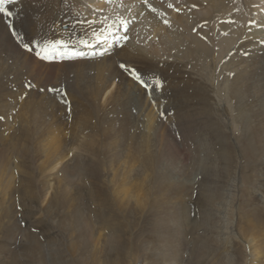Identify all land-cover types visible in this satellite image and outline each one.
<instances>
[{
  "label": "rangeland",
  "instance_id": "rangeland-1",
  "mask_svg": "<svg viewBox=\"0 0 264 264\" xmlns=\"http://www.w3.org/2000/svg\"><path fill=\"white\" fill-rule=\"evenodd\" d=\"M83 5L86 6V4ZM64 26L67 28L65 24L59 28L62 29ZM47 33L49 32H38L33 38L45 39ZM175 33L178 34L175 38L176 41H174L173 36H169L167 38L169 40L165 39L166 50L175 53V55L172 53V56L179 57L176 56L177 49H180V53L187 59L201 54L199 51L192 52L187 47L185 44L187 43L186 32L183 34ZM229 34L230 39L236 40L233 48L225 50L224 54L222 53L224 56L220 57L221 60L219 59L215 66H209L208 57L200 56L204 64L208 65L204 68L205 73L210 75L219 73L221 80V82L218 80V84L214 83L217 88L210 83L209 86L212 91L209 97V93H206L208 99L210 98L204 107L206 111L197 114L201 126L203 128L207 126L203 134L208 139L207 141L216 145L217 149L213 151V148L210 150L207 149L208 147H204L198 151L192 145L194 148L190 153L196 159H192L191 162L186 159L182 163L176 157L175 152L176 147L182 143L178 144L175 142V138L170 136H167L165 140H172V143L169 141L167 143L162 139L161 141H164L162 142L161 153L163 149L167 150L166 143L173 148L172 150L169 148L171 152L168 149L169 153L164 151V154L171 153V155H163L166 156V159L160 161L162 167L160 170L171 175L173 181L167 180L165 184L158 178L153 189L149 187L141 189V193L137 194L136 208L131 207L133 202L125 207L122 198H120V191L117 189L115 193L113 192V187L112 185L109 186L104 172L105 163H115L120 158L119 148L124 133L130 152L134 153L136 159H142L146 150L136 134L138 127L143 123L141 121L142 116L153 111L152 108L156 109L155 104L160 103H167L166 105L170 108L172 106L173 109L175 107L180 109V105L177 106V103L182 104L184 100H182L183 97H180L181 93L177 89L183 85L185 87L189 85L190 78L185 77L180 70H175L174 67L169 69L171 64L169 61H161V63L155 61L153 63L154 60L152 58L151 60L150 57L144 59V54L143 58L140 54L142 59L139 62V57L133 59L129 57L131 60L126 59L125 64L117 61L113 64V61L119 59L117 54L120 49L114 55L115 57L105 60L95 57L92 60L82 58L76 59V61L58 62L57 64L53 62L51 67H44L46 70L44 69L39 75L30 71L32 67H29V58L28 61L25 59L21 63L26 69L23 70L24 72L20 71V77L17 76L18 80L21 79L20 81L14 77L18 81V88H16L14 95L10 97L6 92H0V108L1 105H8V108L10 106L12 110L9 116L0 114V136H8V140L17 141L18 136L16 134L20 129L31 124L29 129L33 130L34 133L31 135L30 141H25L22 138L20 141L34 146V150L32 149L23 157L25 161L21 167L15 170L14 174L18 179L14 182L15 186L10 187V191H12H9L10 195L8 192L7 195L9 196H4L3 190H0V208L2 200H4L3 204L5 205L14 202L13 196L18 204L11 217L0 214V264H264V203L260 204L258 195H255L261 191V188L264 189L263 182L258 180L259 177L263 176L261 159L264 156L261 157V150L258 148L254 156L249 158L248 149L241 137L243 131L248 128V121H252L249 124H254L256 123L255 120H260L262 117L264 119V101L257 107L248 104V117L243 120L242 118L245 116L239 117L235 100L230 98L229 101L227 98L224 100L225 97H229L228 84L230 83L229 75L226 76L228 69L225 67V62L228 59L225 60V58L231 56L234 48L241 40V37L236 39L235 36H238L236 32H229ZM150 35L152 32H148L146 37L144 36L140 41L146 45V39ZM25 38L24 40L31 41V36ZM175 49L177 52L174 51ZM129 50L132 52L131 49ZM165 51L164 53H167ZM189 51L193 53V56L192 54L189 55ZM166 56L170 57L168 53ZM257 61L264 62V58L257 56ZM0 62L1 65L6 63L3 57H0ZM10 63L13 64L14 61L10 60ZM116 63L119 64L118 67L115 66ZM16 64L18 65V63ZM121 64L126 67L121 68ZM81 66L85 67L81 68ZM220 66L221 68H219ZM207 67L209 68L207 69ZM131 69H135L138 73L142 71L145 77L143 80L148 84L150 83L149 85H154L157 80L159 81L153 86L152 93L147 94L148 97L151 95L152 101H149L148 97L146 98V90L141 84L134 82L135 78ZM259 69V67L255 69L257 78L259 76L264 77V70L259 71ZM240 70L238 66L235 71ZM248 72L250 73V71ZM150 77H154L151 82L149 81ZM225 81L229 83L226 84ZM24 84L26 85L24 86ZM29 84L39 90L37 98L32 97L33 99H31L29 91L32 87H29ZM51 88L62 90L65 96L70 98V110L58 102V96L53 95ZM219 88L220 90H218ZM222 91L225 93L223 94ZM106 92L108 93L106 94ZM218 94L221 96L217 97ZM187 95L191 97L190 93ZM65 96L61 94L60 99L64 100ZM195 97L192 96L193 101L198 99ZM194 102H197L196 106L198 107L199 101L195 100ZM32 105H34L33 109L31 108ZM134 110L136 113H133ZM69 111H72L71 114H68ZM222 114L228 116H222ZM134 121L136 125L133 124ZM228 130L231 131L230 134ZM217 133H224L220 142L225 140L227 145L234 146L231 155L235 159L232 162L223 159V151L220 150L222 149L221 143L216 144ZM233 138L236 145L233 144ZM51 142H53V146H58L57 150L54 154L49 153L46 156V145L48 149L54 150L50 147ZM196 144L197 142H195V146ZM208 146L210 147L211 144ZM69 148L73 149L69 151L67 156L55 161L54 157L58 152L61 153L62 150L67 152ZM212 152H214L213 155ZM74 155L80 156L85 162V166H89L90 169V163L100 168H96L94 171V178H90L89 181L86 180L88 185H85L83 189L80 185L74 184L73 191L71 190L69 193L72 196L69 198L67 195V198L72 199L73 197L75 207L68 208L57 203L59 194H57L58 180L56 179H58L57 171L61 170L63 164L67 163ZM168 157H171L169 163L167 162ZM53 166L55 168L51 169ZM205 171L211 174L209 176L211 179H208L211 181L206 187L209 191L201 189ZM183 174L185 175L183 176ZM21 175L24 176V181L20 179ZM132 177L134 181H137L138 177L143 185L148 179L141 173ZM206 181L207 179L204 180V182ZM5 183L6 181L1 185L5 186ZM21 184L27 186L28 191H25ZM98 186L103 187L101 189H104V192L101 200L95 197L96 202L92 199V189L94 190L95 187L97 189ZM16 187L31 194L27 196L30 201L26 199V202H22L27 207V211L21 209L22 205H19L18 194L24 196V193L16 192ZM185 187L188 188V191ZM200 192L205 195V199L201 200L202 202L209 199L207 204L197 200V193L200 194ZM227 197L236 212H234L233 227L236 238L232 240L229 237V241H226L225 237L232 236V233H224L223 235L217 233V237H220H214L217 230L225 231L221 225L223 220L219 221V218H216L223 215L218 213L217 216L214 209H216L218 201H226L228 200ZM1 198L3 199L1 200ZM258 203L260 205H256ZM245 212L249 214L245 218L247 220L242 219ZM78 214H82L81 218L83 217L94 226L90 227V230L87 229L86 232H82L81 225L76 221ZM248 218L250 222L254 220L253 228H250ZM85 226L84 229H86ZM99 231L101 238L98 237ZM109 232L115 234L114 239L111 240ZM252 236L256 237V242L251 241ZM95 238H99V240H95ZM108 240L110 241L108 242ZM210 242L214 244L211 246ZM95 243L97 244L95 245ZM225 247L230 248L229 254H227L228 251L225 250ZM257 251L261 252L259 256ZM230 254H233L232 258Z\"/></svg>",
  "mask_w": 264,
  "mask_h": 264
},
{
  "label": "bare ground",
  "instance_id": "bare-ground-1",
  "mask_svg": "<svg viewBox=\"0 0 264 264\" xmlns=\"http://www.w3.org/2000/svg\"><path fill=\"white\" fill-rule=\"evenodd\" d=\"M99 1H100V3H98L97 0H20V3H22V5H23L22 10H21L22 14H21V17L16 21L17 22L16 25L22 29V31H20V33L23 35L24 39H26L25 38L26 36L27 37L31 36L30 40L32 41L34 39L33 38L34 35H36V33H38V32H49L45 35V39H50V38L53 39L56 37L58 39H60L62 37L60 33H57L56 36H51L58 31V28L54 25V23L57 22L58 24H61V25L62 24L67 25V28L64 29V31H65L64 35L67 39H72L75 36L74 34L78 35V34L84 33V32L80 33L78 31V30H83L82 29L83 27L79 26V23L81 22L80 21L81 15H79L77 13V11L75 10V7H77V8L81 9V14H83L85 16L83 19L84 21H89V20L94 21V23H92L87 28L89 33L90 32L102 33L103 30L100 29L102 27L99 25L102 24L104 22V20L106 21V18H107V21H110L111 24L114 25L112 31L109 34H112V33L117 34V33H119V29L114 28V27H116L120 23V21H121L120 15H121L123 10H128V9L132 10L135 8H140V10L138 12H140L142 10H147V14L145 13L143 16H141L139 18V23L138 24H132L130 26L129 30L127 31V33L124 34V36L126 35L129 38L127 43L123 42V40L120 39L118 48L114 52H107L102 56L98 53L96 55V58H98V59L102 58L103 60H105V59L113 57L117 53V51L120 49V51L117 54L119 59L113 61L114 63L113 62L112 63L115 64V62L117 61V62H120V63L122 62L125 64L127 61L126 59H128L130 61L134 57H139L138 58V62H139V60L143 58V54H144V59L145 58L148 59V57H150V59L152 58L154 60L153 63H155V61H159L160 63H161V61H169V63H171L169 66V69L171 67H174L175 70H180L181 73L185 77L190 78V80L188 79L189 85H187L185 87L183 85V83H181L183 86L178 87L179 89H177L181 93L180 97H183L182 100H184L182 104L177 103V106L180 105L179 106L180 109H176V107L173 109L172 106L170 108L168 105H166L167 103L166 104H162V103L155 104L157 106L156 109L152 108L153 111L142 116L141 121L143 123H141L140 127H138V124H137L138 131H136V134L139 136V139L143 143V145L145 147L144 149L146 150V153H144L142 155L143 158L140 160L137 158L138 159V163H137V159L134 157V153L130 152V150L128 148V144L126 141L127 140L126 134L124 133L122 136L123 137L122 143H121V146L119 148V152L121 153L120 158L115 163L109 162V163H105V167L102 166L105 168L104 172L106 173L105 175L107 178V182H108L109 186L112 185L113 192L115 193V190H117V189L120 191V198H122L121 200L123 201L124 206L126 207L130 203L133 202L131 207L136 208L135 207L136 206V200L138 198L137 194L141 193V189H146L147 187H149L150 189H153V185L157 181L158 178H160L161 182L165 183V184L167 183V180L173 181V178L171 177V175L166 174L165 172L160 170V168H162L160 165V161L162 159L163 160L166 159V156L164 157L163 155H167L169 153L168 151L170 149L172 150V148H173V147L171 148V146H169L167 144L169 141V140L168 141L165 140L167 136L175 138V142H177L178 144L182 143L181 145H179L177 147L175 146L176 144L174 145V148L176 147L175 152L177 154V155L176 154L175 155L178 158V160L182 163L186 159L189 160L190 162L192 161V159L193 160L196 159L195 156L191 155V153H190V151L193 150L194 147H196L198 151H201L202 149H204V147L205 148L208 147L207 149H210V150H212V148H213V151H215L217 149L216 145H213L212 142L207 141L208 139H206L205 134H203L204 129L207 126H205V128H203L201 126L200 119L197 117V114H198V112L202 113V112L206 111V109H204V107L206 106V104H208V100L210 99V98L208 99V97L212 91L211 87L209 85L217 83L218 80H220V78L218 75L219 73L214 74V75H210V74L205 73L204 68H205V66H208V65L204 64V62L201 60L200 56L208 57L209 58V60H208L209 66H212V65L215 66L217 61L220 59V57L224 56V55H222V53L225 50L230 49L234 45L236 40L233 38L230 39V37H229L230 31H228L226 29V27L230 28L233 26L234 30H232L231 32H238V30H236V29H239V28L234 27L233 22L229 23L230 21H228V19L230 18V15L235 17L234 18L235 21L238 18V20L240 22H242L241 19H245L248 16V14L251 13V14L257 15V17L254 18L257 20L255 21V24L253 26L248 27V32L246 30H244V31L237 33L238 38L241 37L240 42L234 48V51L231 54V56H229V58L224 57L225 60L228 59L227 62H225V61L224 62L226 65L225 67H227V69H228V71H227L228 73L226 74V76L229 75V77H230L229 82L230 83L227 81L229 83L228 84L229 85V89H228L229 90V97H225V98L222 97V98H224V100H226V98H227V100L229 98L232 99L233 101L235 100L234 103H235V106H237L236 110L239 111L238 112L239 117L245 116L242 118L243 120L248 117V104H251V105H254L257 107L264 101V77L259 76L257 78V75H256L257 72L255 71L256 67L260 68L259 71L264 70V64H261L264 62L257 61V56H261L262 58H264V30L261 29V21L262 20L260 17L258 18V13L260 12V11H258V9H260L262 6H264V0H156L153 5H151V3L149 2L150 0H147V2H145V0H122V1L118 0L117 3H115V4L112 3L109 5L103 4V2H104L103 0H99ZM243 1H244V3H243ZM68 4H71V5H68ZM83 4H86V6H84ZM149 5H151V7H149ZM154 5H155V7H154ZM169 5H171V7ZM90 6H94L98 10L94 11V9H93L94 13H92V12L90 13V9H89ZM153 9H155V11H153ZM136 18H138V17H136ZM150 18H152L151 24H149ZM164 18H166V20H168L169 22L173 21L174 23H172V24L169 23V25L164 24V26H163V25H161V22H162L161 20H163ZM49 21H51L50 22L51 24H46V22H49ZM115 29H117L118 31ZM60 30L61 29L59 28V31ZM204 31H206L207 33H204ZM148 32H152V35H150V37H148L146 39L147 44L145 45L144 43L141 42L142 41L141 38H144V36L146 37V34ZM174 32H180L182 34H183V32L184 33L186 32L185 35L187 37V40H186L187 43H185V44L187 45V47H189L192 50V52L199 51L201 54L194 57L193 53L191 51H189V55L192 54L193 57L190 59H187L182 53H180L181 50L177 49L178 53H180V54L177 53L176 56H179V57L175 58L174 56H172V53H174V52L170 51V50H166L167 46H166L165 39H167L169 36H173L174 41H176L175 38L178 36V34H176V33L174 34ZM105 35H107L106 40L104 38V35H101L99 39L101 41L105 42V46L107 47L110 45V44H108L110 35L108 36V33H105ZM87 38H90V37L87 36ZM87 38H83V39L90 41L89 42V44H90L89 48H93L94 47L93 45L96 42H93L91 39H87ZM41 40H43V39H41ZM167 40H169V39H167ZM181 40H182V38H181ZM31 41L25 40V42H29V43ZM146 41H145V43H146ZM82 45H84V44H82ZM175 48H177V46H175ZM78 49H84V48L78 47ZM129 49H131L132 52H129L130 51ZM165 50L170 55V57L166 56L167 53H164ZM177 50L175 49L174 51L177 52ZM140 51H142V53H139ZM140 54H142V58L140 57ZM174 55H175V53H174ZM226 55H227V53H226ZM84 56L85 55L77 56V57H84ZM0 57H3L5 59V62H6L5 64H2V65L0 64V92H2V91L6 92V94L9 95L10 97H12L14 95L15 91L17 90L16 88H18L17 82L21 80V79L18 80L19 78H17V76L20 75V71H23L24 69H26L23 67V65H21V63L24 62L25 59L27 60L29 58L30 62L27 60L29 63V67H32L30 69V71L32 73H36L37 75H39L41 72L44 71V69H45L44 67H49V66L51 67L53 65L52 64L53 62H55L56 64L58 63V61L44 62L42 60H39L35 56H33L31 53H28L27 51L23 50L21 48V46H19L14 41L13 37L10 34L8 27L3 22V19L1 16H0ZM129 57L131 59H129ZM78 59H82V58H78ZM92 59H94V58H91L90 60H92ZM10 60L14 61V63L13 64L10 63ZM141 61L143 62V60H141ZM148 61H150V60H148ZM150 62H149V64H151ZM16 63H18V65ZM118 65L116 63L115 66L118 67ZM157 65H158V63H157ZM221 66H222V63H221ZM221 66L219 68H221ZM238 66H239V69H241V70L236 72L235 70L237 69ZM83 67H85V66H83ZM83 67L81 66V68H83ZM79 68L80 67H78V69ZM208 68L209 67H207V69ZM248 71H250V73ZM177 72H176V74H177ZM215 72H217V71H215ZM187 73L189 75H186ZM173 76H174V74H173ZM173 76H171V77H173ZM14 77L18 81H16L14 79ZM223 78H225V77H223ZM144 79H145V77H144ZM222 80H225V79H222ZM220 82H221V80H220ZM227 82L225 81L226 84H227ZM175 83H174V85H177ZM224 84H223V87H225ZM25 85L26 84H24V86ZM214 86H215V84H214ZM20 87L24 88L21 85H20ZM220 88L218 90H220ZM24 90H25V88H24ZM221 90H223V89H221ZM172 91H174V90H172ZM223 91H222V93H223ZM108 92H106V94ZM186 92L190 93L191 97H190V95H187L188 93L186 94ZM29 93H30L29 95H31V99H33L32 97L37 98V96L39 95L38 94L39 90L35 87L34 88L32 87V89L29 91ZM206 93H209L208 97H207ZM226 94H227V92H226ZM184 96H186V97H184ZM192 96H196L195 98L198 97V99H195V100L199 101L198 107L196 106L197 102L195 103L194 102L195 100L193 101ZM220 96L221 95L218 94L217 97H220ZM225 96H227V95H225ZM164 101H166V100H164ZM216 101H218V100H216ZM201 103H203V104H201ZM194 106H196L195 109H194ZM31 108L33 109L34 105H32ZM224 108H226V107L224 106ZM11 111L12 110H11L10 106L8 108V105H1V108H0V114L1 115L6 114V116L7 115L9 116L10 115L9 113ZM223 111L225 112V109ZM162 114L166 115V121L168 123L165 122L164 119H161L159 117ZM224 115L228 116L227 114H224ZM224 115L222 114V116H224ZM262 118L260 120H255L256 123H254V124L253 123L249 124L252 121H248V128L245 129L243 131V133L241 134L242 140L245 142L246 147L248 149L247 154H248L249 158H252L254 156V154H255L256 150H258V148L261 150V157L264 156V119H262ZM135 119H136V116H135ZM171 120H172V122H170ZM173 123L177 127L179 134H176L171 130L170 127H172ZM133 124H135V121L133 122ZM30 125L31 124H28L27 127L24 126V128L20 129L18 134H16V136H18L17 141L8 140V136L6 135L7 133L5 134L7 137H1L0 136V140H1L0 141V190H3L2 193L4 196L7 195V193L10 191L11 186H13V185L15 186L14 182L17 181L18 177L14 174V172L16 169L21 167V165L25 161V158H23V157L26 156L27 153L31 152L32 149L34 150V146L26 144V143H21L22 141H20V138L25 139V141H27V140L30 141L31 135L34 133L33 130L29 129V127H31ZM216 125H218V124H216ZM212 126H213V123H212ZM132 131H135V130H132ZM35 132H36V130H35ZM221 133H217V136H216L217 137V141H216L217 143L216 144H218L220 142L221 137L222 138L224 137V135H223L224 133L223 134H221ZM228 133L230 134L231 131L228 130ZM138 136H136V137L138 138ZM9 138H11V137H9ZM162 139L167 141V143L165 142L166 143L165 145H167L168 148L166 146L167 150L163 149V152L161 153L162 142L164 141V140L161 141ZM236 139H238V138H236ZM232 140H233V144L236 145L235 139L233 138ZM171 141L172 140H170L169 142H171ZM195 142H197L196 146H195ZM226 142L227 141H225V140L223 142H220L221 148H222L220 150L223 151V155H224L223 159L227 162H232L233 159H235L231 155L233 152L234 146L231 145L232 146L231 147V146L227 145ZM87 143H89V142H87ZM208 144H211V146L209 147ZM79 145L81 146L82 144H79ZM192 145H194V147H192ZM50 147L54 148V150L48 149L47 145L45 146V149L47 151V153H45L46 156L49 153L54 154V152L57 150L58 146L57 145L53 146V142H51ZM72 149L73 148H69V150L67 152H65L64 150H62L61 153L58 152L56 157H54L55 161H57L59 158L67 156L69 151ZM38 150H40V148H38ZM171 150H170V152H171ZM164 151H166L168 153L164 154ZM172 152H174V151H172ZM213 154H214V152H212V155ZM168 155L170 156L171 153ZM171 157H168V159H167L168 163H169V158L171 160ZM39 158H40V156H39ZM223 159H222V161H223ZM261 164L263 165L262 166L263 167V170H262L263 176L259 177L258 180H261L263 182V186H264V158L261 159ZM90 166H91V169L93 171L89 168V166L88 167L85 166V162L81 159L80 156L74 155L70 160H68L67 163L63 164V166L60 168L61 170L57 171L58 179H56V180H58V185H57V187H58L57 192L58 193L56 191L55 192L57 194H59V198L57 199L58 204H60V205L62 204V206H66L68 208L69 207H75V205L73 204V200H72L73 197H72V199H69L70 196H72V195H69V193H71V190L73 189L74 184L80 185L83 189L85 187V185H88L87 181H89L90 178L95 177L94 171H96V168H100V167L97 165H92L91 163H90ZM54 168L55 167L53 166L51 169H54ZM206 169H208V168H206ZM98 172H99V170H98ZM139 173L144 174V176L146 178H148L147 181L145 182V185H143L139 181L138 177H137V181L133 180L132 176H137ZM184 175L185 174H183V176ZM209 176H211V174L208 171H205V177H204L205 179L202 178L203 184H202V186L200 185L201 189L209 191L208 189H206V187L209 186L208 183L211 181V180H208V179H211ZM57 177H55V178H57ZM20 179L23 181L25 180L23 175L20 176ZM206 179H207V181L204 182V180H206ZM5 181H6L5 186L1 185V183L5 182ZM21 186L24 188L25 191H28L27 186H24L23 184H21ZM100 186H98L97 189H96V187L94 188V190L92 189V191H93L92 192V197H93L92 199H94V201H96V202H97V200L95 199V197L100 198V200H101L102 194L104 192V189L103 190L101 189L103 187H100ZM186 189L188 191V188H186ZM15 191L24 193V196L19 193L18 199L20 200L19 205H22L21 209H24L27 211V207L24 206L22 204V202L23 201L26 202V199H28L27 196L31 195V194L28 192H25V191H21L17 187H16ZM10 192H12V191H10ZM10 192L8 193L9 195H10ZM202 194H204V193H201V192H200V194L197 193V195H198V196H196L197 200L199 199V201L201 203L207 204L209 199H207V201L202 202L201 200L205 199V195H202ZM9 195H7V196H9ZM67 195L69 196V198H67L68 197ZM255 195H258V200H259L260 204L264 203V189L261 188V191H258V193H256ZM4 198H6V197H4ZM56 198H55V200H56ZM2 199L3 198H1V200ZM12 200L14 202H9V203H7V205L3 204L4 200H2V205L0 208V211H1L0 214H3L4 216L8 215V217L12 216L13 212L15 211L16 205H18L15 202L14 196H13ZM28 200L30 201V199H28ZM99 202H101V201H99ZM48 203L49 202H47V204ZM260 204L258 203L256 205H260ZM101 205H103V204H101ZM216 206H217L216 209H214V211H216V215L218 216V213L223 215V216H219L216 218H219V221L223 220V223H221V225H222V228L223 229L225 228L224 230L227 232L217 230L215 232L214 237L215 236L217 237L218 234L223 235L224 233H228V234L232 233V236H226L225 240L229 241V237H231L233 240L234 238H236V234L233 231L234 221H235L234 220L235 219L234 218V215H235L234 214V212H235L234 207L232 208V204H231L229 198L226 201H224V200L218 201L216 203ZM103 207H101V208H103ZM124 209L126 210V208H124ZM96 210H98V209H96ZM125 210H124V212H125ZM98 211H101V210H98ZM81 215L82 214L77 215L76 221L78 222L79 225H81L80 226L81 230L83 229L82 232H86L87 229L90 230V227H92L94 225H92L91 222L83 219V217L81 218ZM248 215L249 214H247V212H245L243 214L242 219L247 220L245 218ZM161 218H162V216H161ZM180 221H182V220H180ZM253 221L250 222V219L248 218V223H250V228L251 227L253 228V226H254ZM167 224H168V221H167ZM12 225H13V223H12ZM84 225H86L85 226L86 229H84ZM4 226H5V224H4ZM217 227L220 228V226H218V225H217ZM10 229H12V228H10ZM109 234H110L111 240L115 238V234L113 232H109ZM100 235L101 234L99 231V235H98L99 238H101ZM219 237H217V238H219ZM92 238H94V237H92ZM99 238L98 239L95 238V240H99ZM207 238H210V237H207ZM255 238L256 237L252 236L251 241L256 242ZM92 241H94V240H92ZM109 241L110 240H108V242ZM226 241H225V244L227 246ZM29 243H32V242H29ZM96 244L97 243H95V245ZM213 244H214L213 242L212 243L210 242L211 246ZM93 245H94V243H93ZM216 245H218V244H216ZM230 246L233 247V245H230ZM225 250L228 251L227 254H229V252H231L230 248L227 249L225 247ZM257 252H258V256H259V253L261 254V252H259V251H257ZM263 256H264V253H263ZM230 257L232 258L233 254H230ZM33 258H35V257H33Z\"/></svg>",
  "mask_w": 264,
  "mask_h": 264
},
{
  "label": "snow or ice",
  "instance_id": "snow-or-ice-1",
  "mask_svg": "<svg viewBox=\"0 0 264 264\" xmlns=\"http://www.w3.org/2000/svg\"><path fill=\"white\" fill-rule=\"evenodd\" d=\"M13 0H0V13H3L4 15L8 17H12L14 13L5 5L12 3ZM147 2V0H145ZM171 7V5H169ZM151 7V5H149ZM155 11V9H153ZM107 21V18H106ZM83 23V22H82ZM88 24L94 23V21H87ZM167 23V21H166ZM126 21L121 20L120 26L124 27L126 29ZM113 24H106V27L102 33H96L93 32V36H95L97 39L100 38L101 35H104L105 40L107 39V35L105 33H110L113 29ZM8 27L12 28V21L9 20ZM12 35L16 37V39L22 44V47L28 51H33V46L35 47L36 51L35 54L37 57H40L43 60H52L56 59L57 57L63 58H69L71 59L74 56H82L84 55L83 52H76L73 49L69 48L68 41L58 38L53 39H33L30 43L24 42L23 35L13 29ZM117 42H119L120 39L127 40L128 37L125 35L123 37H116L115 38ZM79 43L84 44L86 46H90L89 42L87 40L81 39ZM121 67H126L125 65L121 64ZM132 75L134 76L135 80L141 84L142 87L145 89H149L151 85H149L147 82H145L141 75L135 70L131 69ZM156 83L158 84L159 81L157 80ZM29 87H33V85L29 84ZM51 91H59L58 89H50Z\"/></svg>",
  "mask_w": 264,
  "mask_h": 264
}]
</instances>
